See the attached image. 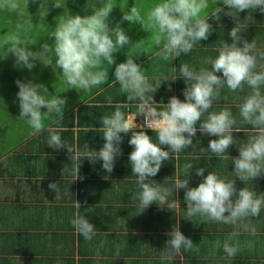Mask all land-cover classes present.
Segmentation results:
<instances>
[{
    "label": "clouds",
    "instance_id": "obj_1",
    "mask_svg": "<svg viewBox=\"0 0 264 264\" xmlns=\"http://www.w3.org/2000/svg\"><path fill=\"white\" fill-rule=\"evenodd\" d=\"M37 5L40 18L48 15L52 8L66 9V0H31ZM29 0H0V14L8 17L15 16L12 30L0 43V59L9 54L14 57V65L31 71L37 62L50 66L53 71L59 69L67 89L80 92L101 90L109 79V66L115 65L113 70V85H119L126 93V101L134 102L136 114L129 115L121 110L127 108V102L114 106L110 115L102 118L104 143L99 150L85 151L68 148L56 130H51L47 145L60 150L67 148L74 159V178L78 176L80 157L83 155L89 163L100 162V166L107 173H111L116 159L122 154L120 147L123 142L121 134L131 133L127 143L132 147L128 154L131 174L140 191L137 195V206L145 210L152 203L166 204L169 196L177 190H184L183 201L186 205L187 219L200 217L209 222L232 225L256 236V229L243 223L246 218L258 217L264 209V193L258 194L250 187L235 188L234 180L221 178L216 172L195 168V175L201 181L195 187H189V174L194 169L193 163L184 165L183 178L176 174L174 187L169 188L157 184L149 177H155L164 162L178 156L181 152L193 148V137L197 131L202 136L215 137L208 141L207 148H200L201 157L208 161L212 157L220 158L227 154L229 146L234 145L233 126L236 119L230 108H223L217 112L212 110L214 103L222 97V90L226 87L233 93L242 90L246 85L251 91L242 97L239 105V115L242 121L250 125L254 135L247 143L239 146L238 157H230L234 176L242 182L253 181L264 174V53L259 55L255 51V43L241 40L238 25L228 33L231 43L223 42L216 49L215 58H210L208 67L196 68L188 63L172 67L171 72H161L157 86L149 82L142 67L136 62L135 56L144 53L139 41L132 43L126 34L122 22L138 24L145 32H151L152 45L157 49L156 56L163 61H172L193 51L201 41L208 40L212 32V25L205 16L209 8V0H158L146 13L143 6L134 4L128 11H123L120 21L114 26L109 25V14L114 8L111 0H98L100 7H92L90 15H73L67 13L57 16L55 27L47 36L52 38V44L43 43L39 50H32L35 45L23 34L32 29L31 16L27 11ZM226 6V11L219 7ZM259 9L264 13V0H216L215 11L211 12L213 19H219L221 13L231 17H239L240 13ZM129 45L126 59L116 63L115 53ZM219 74V75H218ZM177 79L184 82L182 90L183 100L173 95L162 107L153 99V93L162 84L168 86ZM19 101L18 118L24 121L34 133L42 130L43 120L53 113H62L67 103L59 95L49 96L48 89L43 84L28 81H15ZM152 95H149V94ZM99 94V92H98ZM109 100L111 98H108ZM46 109V111H42ZM207 114L206 119L202 117ZM143 116V124L137 131L136 117ZM91 128V126H90ZM145 129L155 133L146 134ZM89 130V129H88ZM96 131V128H91ZM161 146H166L161 147ZM204 153L211 155L204 156ZM195 156V151L192 152ZM148 181H151L149 183ZM49 189L57 191V184L52 182ZM170 208L179 207V201L168 205ZM76 211L70 220L74 230L86 241L96 235L95 226L90 223L75 202ZM227 213V214H225ZM190 220V219H189ZM165 242L167 251L180 254L181 250L193 247L192 240L181 233L179 227L168 233ZM239 231L229 234L222 245L217 246L223 254L234 258L240 251L239 242L235 240Z\"/></svg>",
    "mask_w": 264,
    "mask_h": 264
},
{
    "label": "crops",
    "instance_id": "obj_2",
    "mask_svg": "<svg viewBox=\"0 0 264 264\" xmlns=\"http://www.w3.org/2000/svg\"><path fill=\"white\" fill-rule=\"evenodd\" d=\"M218 6L226 11V6ZM215 7L216 0H209V8L204 13L209 15L208 21L213 27L208 40L201 41L191 53L171 62L156 56L151 32L148 33L149 40L141 38L145 34L142 32L138 41L144 53L136 54L135 59L137 63L141 59L138 64L154 87L161 72H171L172 67L179 64L208 67L207 61L216 57V49L223 40L231 43L228 33L237 25L241 40L254 42L257 55L264 53V13L250 9L240 13L239 17L221 13L219 19H213L210 13ZM184 87L181 79L171 84V91L162 84L153 93V99L160 107L173 95L183 100ZM250 91L246 85L237 93L225 87L212 109L219 112L230 108L237 121L233 126L235 146L230 145L228 149L230 157H238L239 146L254 135L251 126L245 124L239 115L242 97ZM116 92V99H124L129 104L127 109L133 111L128 114L135 115L134 102L126 101L127 94L120 87ZM57 117V113L46 116L47 121ZM142 118V115L136 117L137 131ZM206 118L207 114L202 117ZM50 128L47 130H53ZM145 131L153 134L151 130ZM31 136L36 135L31 132ZM149 136L155 141L156 136ZM126 139L127 136H123V142ZM192 139V149L164 162L158 174L149 180L172 188L176 174L180 173L183 178L184 165L193 163L189 187H195L201 181L202 178L195 175V168L202 167L205 175L214 171L221 178L234 180L237 190L250 187L258 194L264 193V174L253 181L242 182L232 173L233 165L227 154L208 161L201 157L200 148H207L208 141L215 137L202 136L197 131ZM123 142L120 145L122 154L116 159L111 173L102 169L100 162L89 163L81 155L78 176H83V180H73L74 159L70 160L72 153L67 148L57 150L47 144L42 148L40 142L28 148L24 144L23 148H14L0 158V264H264V209L260 216L243 221L256 229L254 237L232 225L209 222L200 217L185 218L184 190H177L176 194L169 196L166 204L158 206L154 202L143 210L137 206L140 189L135 184L136 177L131 174L128 161L132 147ZM99 148L71 149L84 153ZM52 182L57 184L56 192L48 187ZM175 199L179 201V207H168ZM75 202L80 203L82 215L97 230L90 241H86L70 224L76 211ZM177 227L193 243V247L182 249L178 255L167 251L165 243L170 238L168 233ZM233 231L240 232L235 238L240 251L234 258H229L222 249L217 250V246L222 245Z\"/></svg>",
    "mask_w": 264,
    "mask_h": 264
},
{
    "label": "trees",
    "instance_id": "obj_3",
    "mask_svg": "<svg viewBox=\"0 0 264 264\" xmlns=\"http://www.w3.org/2000/svg\"><path fill=\"white\" fill-rule=\"evenodd\" d=\"M85 5L87 3H92L95 7L98 6V0H91V2H88L86 0ZM119 0H111L112 6L114 7L112 11L109 14V20L112 19L115 21L114 17L122 16L123 12L121 10L118 11L116 9V4ZM80 4H82L80 2ZM88 6V5H86ZM86 12L88 14V7H86ZM131 7H127L129 10ZM91 13L92 8L90 7ZM127 10V11H128ZM126 11V10H124ZM146 11V10H144ZM147 12V11H146ZM82 12L81 16L85 15ZM46 17V16H45ZM41 21V20H40ZM110 23V22H109ZM121 27L125 30L126 34H132L135 35L139 33V25L138 24H128L127 22H122ZM32 28L40 33L41 26L39 23H34ZM54 28V27H52ZM47 32L51 31V27L46 29ZM131 40V39H130ZM133 42V40H131ZM129 45L124 46V48L128 51L127 48H129ZM141 60V59H140ZM140 60L138 63H140ZM144 59H142L143 61ZM141 61V62H142ZM4 59H0V73L2 74V78L0 79V85L2 88H4V91H9L12 94V102L15 101V103L19 104V101L16 97V93L18 91V87L15 83L16 80L21 81H28V78H25L21 75H19L17 72H15L12 69V73L9 71H4V65H5ZM13 77L14 84L6 83L7 79L4 77V75L9 74ZM114 80V79H113ZM109 80L106 82L105 85H101V90L93 89L92 91H86V92H80L79 90L72 89L71 99L70 97L65 98L67 103L65 105V109L62 113H57L58 117L55 119H52L51 121H43V127L42 130L38 133H35V137L31 136V132L33 130L27 126L26 123L24 125L27 128V133L25 134V138L21 141L22 143L18 146L15 145L8 151L13 150L14 148H23V145L28 148H33L37 145L38 142L41 143L42 148L44 144H47V141L49 139V134L51 130H47L48 127H51L50 129L56 130L59 135L62 137V140L64 141L65 145L70 148H98L103 145V127H102V118L103 116L110 115L114 111V106L117 104L125 103V100L116 99L117 92L119 90V85H113L112 81ZM61 82V81H60ZM10 86H9V85ZM44 85V84H43ZM45 86V85H44ZM48 89L47 93L52 96L53 94H59L62 98H64L62 95L68 94L66 91L62 92L60 90H57L56 92L50 90L51 85L45 86ZM13 90H15L13 92ZM99 92V94H98ZM108 98H111L110 100ZM77 109V110H76ZM122 111H125L126 113L133 112L132 110H128L125 107H121ZM42 111H45V109H42ZM24 122V121H23ZM45 122V123H44ZM96 128V131L91 130V128ZM76 129V130H75ZM89 129V130H88ZM34 133V132H33ZM123 136H127L126 142H123L125 145H129L127 143L128 139L131 136V133L128 134H121ZM148 135H154L148 134ZM25 147V148H26ZM7 151V152H8ZM6 152V153H7ZM5 154L0 155V158H2Z\"/></svg>",
    "mask_w": 264,
    "mask_h": 264
},
{
    "label": "rangeland",
    "instance_id": "obj_4",
    "mask_svg": "<svg viewBox=\"0 0 264 264\" xmlns=\"http://www.w3.org/2000/svg\"><path fill=\"white\" fill-rule=\"evenodd\" d=\"M80 2L82 4H80ZM85 2L86 0H66L65 3V10L59 9V8H52L51 3H49L48 7L50 9L48 15L44 17L43 19L39 17L37 12V5L33 4L31 0H29V3L27 5V11L29 15L32 18V21L30 20L29 23H32V26L34 23H39L41 26L40 33L33 28L27 32H25L23 35L32 41L35 45H30L29 47L32 48V50L36 51L39 50L40 45L43 43L52 44V38L47 36L49 32L46 31L49 27H55V21L57 19V16L62 14L64 11V14L67 13V10L73 14H79L81 15L82 12L85 15H90L91 10L90 7L92 3H87L86 6ZM88 2H91V0H88ZM158 0H119L117 1V13L119 10L123 12L124 10H128L127 7H132L135 5L143 6V10L148 11L151 7L157 3ZM100 6V3L98 4ZM86 7H88V14L86 12ZM92 8V7H91ZM146 11H144L146 13ZM15 20V16L13 15L11 18L0 14V43L3 42L4 38L8 35V33L12 30L13 23ZM115 21L112 19L109 20V25L114 26L116 21H120L121 16L117 18L114 17ZM41 20V21H40ZM142 32L145 34L142 36ZM149 33V32H148ZM148 33L142 30L139 26V33L135 35L127 34L131 40H133L132 43H135L138 41L139 37L144 38L145 40H149ZM129 50V48H127ZM127 50L125 48H122L119 52L115 53L116 57V63L123 62L126 59ZM4 61L6 62L4 65V71H9L12 73V69L17 72L19 75L22 74L23 77L28 78L27 80H31L34 83L37 84H44L45 86L51 85L50 90L56 92L57 90H60L62 92H67L68 94L62 95L64 98L71 99L72 89H67L66 84L64 83L62 77L59 76V69H56V71H53V68L50 66H44L41 65L39 62H37L36 67L32 69L31 71H28L27 69L23 67H17L14 65V57H12L10 54L4 58ZM115 65L109 66L108 73H109V80H113V70ZM4 77L7 79L6 83L14 84L13 77L9 74L4 75ZM2 78V74L0 73V79ZM61 81V82H60ZM8 84V85H9ZM9 85V86H10ZM15 90H13L14 92ZM92 91V90H91ZM59 95V94H53ZM49 96H51L49 94ZM60 96V95H59ZM11 97V98H10ZM12 94L9 91H4V88L0 85V155L5 154L9 149L14 147L15 145H20L22 140L25 138V134L27 133V128L24 125L25 122L20 120L18 118L19 116V104L13 103L11 104L12 100ZM46 111V109H45ZM44 120L47 121V118L45 117ZM43 120V121H44ZM50 118L48 119V121ZM45 123V122H44ZM19 148V147H18Z\"/></svg>",
    "mask_w": 264,
    "mask_h": 264
},
{
    "label": "built area",
    "instance_id": "obj_5",
    "mask_svg": "<svg viewBox=\"0 0 264 264\" xmlns=\"http://www.w3.org/2000/svg\"><path fill=\"white\" fill-rule=\"evenodd\" d=\"M142 124H143V118H142ZM145 130H148V129H145Z\"/></svg>",
    "mask_w": 264,
    "mask_h": 264
}]
</instances>
